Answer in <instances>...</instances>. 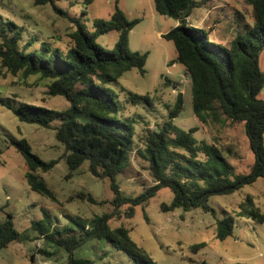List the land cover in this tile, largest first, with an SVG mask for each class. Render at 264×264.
Instances as JSON below:
<instances>
[{
  "label": "rangeland",
  "instance_id": "rangeland-1",
  "mask_svg": "<svg viewBox=\"0 0 264 264\" xmlns=\"http://www.w3.org/2000/svg\"><path fill=\"white\" fill-rule=\"evenodd\" d=\"M198 1L204 4L193 10L189 25L210 29L211 42L228 45L245 25L254 24L253 9L246 0ZM54 2L72 18L81 21L91 33L94 31L93 23L109 20L117 7L129 19H142L131 37L130 49L149 53L145 73L134 68L108 85L118 94L117 117L135 126L130 167L117 178L122 192L135 198L154 185L149 164L140 153L146 147L149 130L159 131L167 122L180 93L184 96V109L174 119V125L185 131L197 127L198 131L193 136L198 144L217 146L233 166L236 176L251 172L255 157L245 125L228 121L218 105H214L206 123L196 117L186 69L177 62L174 44L158 35L160 31L169 32L175 20L158 14L154 0ZM8 21L15 22L22 31L21 48L31 42L30 51L38 50L42 43H46L52 49L67 52L71 46L70 34L75 27L57 14L50 4L37 6L33 0H0V28L7 29ZM118 36V32L112 31L99 37L97 43L113 50ZM259 62L264 72V49ZM49 85V80L39 76L25 77L22 73L14 76L0 67V99L12 107L28 103L65 111L69 107L68 101L61 96H50ZM130 92L149 96L150 103L133 104L129 99ZM259 97L264 100V91ZM58 124L55 122L54 126ZM12 138L26 139L33 152L45 162L58 160L51 171L37 172L54 193L56 201L31 190L25 177L28 172L26 161L10 145ZM0 149V222L11 214L20 233L18 241L0 250V264H67V253L41 236L33 223L42 222L47 214L48 220L43 221L48 228L47 234L55 228L63 234H81L91 230L95 217L115 210L111 181L94 177L88 171L87 163L69 176V167L62 159L64 147L57 141L55 131L21 122L1 102ZM200 158L205 159L202 155ZM80 192L93 196L96 203L79 199L77 195ZM249 196L264 214V178L234 194L211 197L209 205L215 215L200 208L165 213L160 209L161 204H170L173 193L163 188L147 205L135 207L131 218L126 217L129 206H123L122 218L115 217L109 224L111 229L121 226L131 229L132 240L158 264H264V224L248 217L251 207L247 203ZM225 217H233L235 227L234 234L222 241L216 235L217 221ZM48 221H51L50 225ZM199 244H205V247L192 251V247ZM74 257L91 259L96 264H132L125 252L117 250L105 239H93L82 245L74 252Z\"/></svg>",
  "mask_w": 264,
  "mask_h": 264
},
{
  "label": "trees",
  "instance_id": "trees-1",
  "mask_svg": "<svg viewBox=\"0 0 264 264\" xmlns=\"http://www.w3.org/2000/svg\"><path fill=\"white\" fill-rule=\"evenodd\" d=\"M33 1L37 6L50 4L57 14L74 25L75 31L70 34L71 46L67 52L52 49L46 43L38 50L30 51L31 42L21 48L22 31L15 22L8 21V31L0 28V67L14 76L22 73L25 77L39 76L49 80L48 94L64 97L69 107L57 111L28 103L12 107L2 99L0 102L21 122L55 131L57 141L64 147L62 159L69 167V176L87 163L88 171L94 177L111 181L115 195L112 200L114 212L95 217L91 230L84 233L63 234L55 228L47 234L48 228L43 224L49 218L47 214L42 222L33 223V227L67 253V264H96L91 259L74 257L79 247L93 239L107 240L117 250L125 252L132 264H158L132 240L131 229L124 226L110 228L109 222L113 218H122L123 206H129L126 217L131 218L135 207L147 205L163 188H168L173 199L170 204H161L162 212L200 208L215 215L209 205L211 197L234 194L264 178V100L259 97L264 88V72L259 62L264 49V0H246L253 9L254 24L245 25L228 45L211 42L210 29L189 25L193 10L202 7V1L154 0L158 14L179 22L163 38L174 44L177 62L185 67L189 76L196 117L206 123L214 105H218L228 121L243 123L255 161L249 174L236 176L233 166L217 146L198 144L193 136L197 127L185 131L174 125V119L184 109V96L180 93L167 122L159 131L148 132L146 147L140 155L149 164L154 185L135 198L122 192L117 183L118 175L130 167L135 126L117 117L118 94L108 85L134 68L145 73L149 53L132 51L129 43L131 30L141 23V19H129L117 7L109 20H96L91 33L81 21L60 9L54 0ZM91 1L86 0V3ZM112 31L118 32V41L113 50H107L97 43V39ZM129 99L135 105L150 103L149 96L131 92ZM55 122L59 124L54 126ZM9 143L26 161L28 172L25 177L31 190L56 201L54 193L37 172L51 171L58 160L45 162L24 138H12ZM77 197L96 203L93 196L83 192ZM247 203L251 205L248 217L264 224V214L250 196ZM48 223L50 225L51 221ZM234 227L233 217L218 220L217 238L224 241L232 236ZM19 239L13 217L8 214L7 219L0 222V250ZM204 247L205 244L195 245L192 251ZM32 259H35L34 255Z\"/></svg>",
  "mask_w": 264,
  "mask_h": 264
},
{
  "label": "crops",
  "instance_id": "crops-1",
  "mask_svg": "<svg viewBox=\"0 0 264 264\" xmlns=\"http://www.w3.org/2000/svg\"><path fill=\"white\" fill-rule=\"evenodd\" d=\"M131 19V18H130ZM155 20H156V18H155ZM190 20V19H189ZM216 22V21H215ZM141 23H142V19H141ZM179 24V22L178 21H175V24L171 27V29H173L174 27H176L177 25ZM140 24H138L133 30H131V32H130V34H129V43H130V41H131V37H132V35H133V33H134V30L139 26ZM164 34H166V33H163V32H158V35H159V37H163V35ZM119 37V36H118Z\"/></svg>",
  "mask_w": 264,
  "mask_h": 264
},
{
  "label": "water",
  "instance_id": "water-1",
  "mask_svg": "<svg viewBox=\"0 0 264 264\" xmlns=\"http://www.w3.org/2000/svg\"><path fill=\"white\" fill-rule=\"evenodd\" d=\"M262 91H264V89H262Z\"/></svg>",
  "mask_w": 264,
  "mask_h": 264
}]
</instances>
